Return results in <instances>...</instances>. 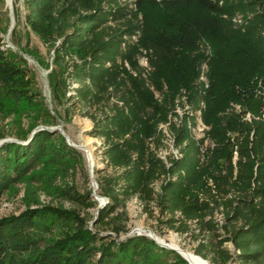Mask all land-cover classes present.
Listing matches in <instances>:
<instances>
[{
	"label": "trees",
	"instance_id": "1",
	"mask_svg": "<svg viewBox=\"0 0 264 264\" xmlns=\"http://www.w3.org/2000/svg\"><path fill=\"white\" fill-rule=\"evenodd\" d=\"M23 3L26 25L53 48L58 69L48 73V81L56 103L66 105L63 112L55 109L50 113L43 97L23 84L26 69L18 64L17 53L3 47L1 37L0 87L42 112L47 123L65 121L76 108L92 121L86 134L101 140L106 167L119 169L114 176L97 177L99 194L109 201L98 211L95 224L110 228L116 235L124 232V226L115 222L118 216L114 212L127 199L137 196L145 205L156 202L165 214L161 222L167 228L179 234L194 229L198 234L209 232V241H200L195 253L211 264H264V118L247 122L233 111L219 113L224 106L221 111L210 110L209 103L218 94L215 76L227 63L224 57L217 52L215 59H210L211 80L207 88L204 81L191 80L197 71L189 73L186 65L175 74L182 75L178 81L187 83L186 87L193 91L192 112L200 109L202 102L208 106L202 119L209 126L207 137L217 145L207 164L191 132L196 125L195 113H189L183 129H175L179 156L171 158L169 164L164 162L155 153L162 143L153 119L159 114L164 118L167 115L169 93L157 102L140 78L128 84L124 77H117V60L124 56V49L143 46L161 65L179 58L187 49L197 48L203 37L223 42L228 36L255 49L254 74L264 77V0L132 1L137 10L161 6L167 11L185 12L154 26L137 25L129 3L119 0ZM56 38L61 39L58 44ZM68 55L79 62L72 61L65 77V66L58 60ZM158 80L155 85L160 87ZM71 81L77 83L73 93ZM135 92L141 98L140 110L134 106ZM247 107L254 116L260 114L257 102H249ZM36 127L31 122L17 136L27 139ZM228 131L236 133L231 146L226 143ZM2 136L0 132V139ZM82 161L81 153L57 129H38L26 144L5 141L0 145V198L16 183L33 178L39 169L40 173L53 176L66 168H76ZM159 180L157 194L154 184ZM69 195L79 202L86 197L77 191ZM94 204V200L87 203L88 207ZM64 212L38 209L18 217L0 218V264H135L139 259L151 264L156 257L167 258L171 264H187L177 251L161 247L147 236L105 240L97 230L77 219L73 211ZM215 212L222 213L221 226L213 220ZM52 226L58 229L59 238H45ZM227 242L233 249L225 246Z\"/></svg>",
	"mask_w": 264,
	"mask_h": 264
},
{
	"label": "rangeland",
	"instance_id": "2",
	"mask_svg": "<svg viewBox=\"0 0 264 264\" xmlns=\"http://www.w3.org/2000/svg\"><path fill=\"white\" fill-rule=\"evenodd\" d=\"M132 1L134 0H119L122 4L129 3L133 12L132 16L137 25L140 26L146 23L151 26L161 25L170 17L185 13L183 11H167L161 6H146L143 10H137L135 5L131 3ZM25 14L26 8L23 0H0V37L3 47L17 53L18 64L25 67L27 74L23 84L43 97L50 113L53 114L55 109L63 112L66 103H56L52 97L48 81V73L58 66L54 60L53 48L50 44L42 41L26 25ZM60 40L56 38L55 44H58ZM217 52L224 57L227 63L224 64L222 61L224 67L215 76L218 83V94L209 103L210 110L221 111L224 106V111L219 113L233 111L242 121L247 122L254 118H264V77L254 74V70L257 68V53L246 42L232 36H228L223 42H213L203 37L197 48L187 49L180 53L179 58L166 61L161 65L154 62L153 56L147 48L139 45L134 49H124V56L117 60V77H124L126 83L132 84L133 79L140 78L157 102H162L163 95L169 93L167 115L164 118L159 114L153 119L155 121L153 123L156 125V134H160L162 143L155 149V153L164 162L168 163L171 158L179 156L180 148L176 146L175 129H183L189 113L196 115V125L191 127V132L201 148L203 162L207 164L211 159L212 151L217 144L208 138L205 132L209 126L203 121L202 112L208 110V106L202 102L200 109L192 112L190 102L193 99V91L186 87L187 83L178 81L182 75L177 77L175 74L182 72L183 66L186 65L189 68V73L194 74L197 71L191 80L195 83L204 81V87L207 88L211 80L209 61L212 57L215 59ZM58 61L62 66H65V77L70 71L69 65H72V61L79 62L75 57L71 59L69 55L63 59L60 58ZM157 78L160 81V87L155 85ZM167 80L170 81L166 82ZM76 85L77 83L71 81L70 93H73ZM133 99L134 106L140 110L141 98L137 92L134 93ZM252 101L258 103L260 112L258 116H254L249 109L247 110V104ZM148 111H152V109L148 108ZM46 120L47 117L42 115V112H37L31 106H26L24 102L18 101L10 94L8 95L0 87V132L3 135L0 139V145L5 141H17L26 144L33 133L24 140H21L17 133L27 129L31 122H35L37 127L33 131L46 128L59 130L69 142L68 144L76 148L83 158L82 163L80 162L81 164L79 163L80 165L78 164L76 168H66L61 172L53 173V176L44 172L40 173L42 170L39 169L33 178L16 183L0 198V218L10 215L18 217L23 213L28 212L30 214L38 209L46 211L60 209L66 211L64 213L73 211L77 219H82L89 229L97 230L105 240L115 238L122 241L134 235H144L153 239L161 247L177 251L181 256V249L195 253V248L200 241H209L208 237L210 238L211 234L206 231L198 234V230L194 229V224H191L194 231L192 230L188 234H179L167 228L161 222L165 214H162L156 202L145 205L137 196L127 199L114 212L118 216L115 222L124 226V232L116 235L110 228L99 223L95 224L98 211L109 201L107 197L99 194L97 177L101 175L104 177L114 176L119 172V169L106 167L101 155V140L93 137L90 140V136L86 134L91 129L92 121L80 113L77 108L70 111L69 117H66L65 121L55 119L53 123H47ZM235 135L236 133L232 131L227 132L226 143L229 146L234 143ZM151 146L153 147V144ZM235 155L234 152L233 160ZM97 169L102 172H97ZM209 182L212 183L210 178ZM160 185L161 180L154 184L157 194L160 192ZM74 191L86 195L82 202L70 197L69 193ZM93 200L95 204L88 207L87 203ZM72 220L76 221V218H72ZM213 220L221 226L223 224L222 213L215 212ZM49 230L46 232L45 238L48 236L59 238L61 236L56 234L59 231L54 226ZM194 234H198V236L194 237ZM225 246L233 249L230 242L225 243ZM141 260L139 259L135 264H149L148 261L141 262ZM151 264H171V261L167 258L156 257ZM187 264H189L188 261Z\"/></svg>",
	"mask_w": 264,
	"mask_h": 264
},
{
	"label": "bare ground",
	"instance_id": "3",
	"mask_svg": "<svg viewBox=\"0 0 264 264\" xmlns=\"http://www.w3.org/2000/svg\"><path fill=\"white\" fill-rule=\"evenodd\" d=\"M89 139L91 140L92 138L89 137ZM156 236V235H155ZM159 239V238H158ZM164 241V240H163ZM161 242V241H160ZM166 242V241H165ZM175 247H177V245L174 244ZM180 249V248H179ZM182 253V256H184V258L187 259V261L189 262V264H210L207 260L201 258L200 256L196 255L194 252L192 251H187V250H183L181 249L180 251Z\"/></svg>",
	"mask_w": 264,
	"mask_h": 264
},
{
	"label": "water",
	"instance_id": "4",
	"mask_svg": "<svg viewBox=\"0 0 264 264\" xmlns=\"http://www.w3.org/2000/svg\"><path fill=\"white\" fill-rule=\"evenodd\" d=\"M54 129H56V128H54ZM33 132H34V131H33ZM33 132H32V133H33ZM68 143H69V142H68ZM183 257H184V256H183ZM185 259H186V258H185ZM186 260H187V259H186Z\"/></svg>",
	"mask_w": 264,
	"mask_h": 264
}]
</instances>
